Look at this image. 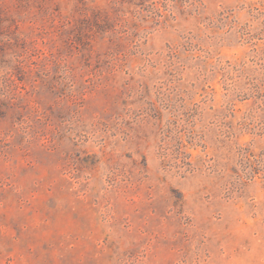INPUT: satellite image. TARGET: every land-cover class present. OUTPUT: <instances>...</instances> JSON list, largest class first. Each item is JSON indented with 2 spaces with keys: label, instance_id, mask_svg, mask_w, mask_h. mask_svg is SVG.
Returning a JSON list of instances; mask_svg holds the SVG:
<instances>
[{
  "label": "rangeland",
  "instance_id": "1",
  "mask_svg": "<svg viewBox=\"0 0 264 264\" xmlns=\"http://www.w3.org/2000/svg\"><path fill=\"white\" fill-rule=\"evenodd\" d=\"M0 264H264V0H0Z\"/></svg>",
  "mask_w": 264,
  "mask_h": 264
}]
</instances>
